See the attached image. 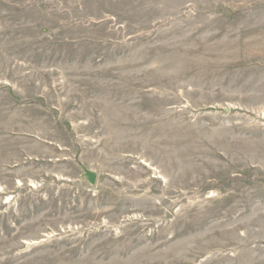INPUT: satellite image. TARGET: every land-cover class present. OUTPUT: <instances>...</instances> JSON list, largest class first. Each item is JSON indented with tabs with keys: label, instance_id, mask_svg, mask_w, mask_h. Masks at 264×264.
Segmentation results:
<instances>
[{
	"label": "rangeland",
	"instance_id": "obj_1",
	"mask_svg": "<svg viewBox=\"0 0 264 264\" xmlns=\"http://www.w3.org/2000/svg\"><path fill=\"white\" fill-rule=\"evenodd\" d=\"M0 264H264V0H0Z\"/></svg>",
	"mask_w": 264,
	"mask_h": 264
},
{
	"label": "water",
	"instance_id": "obj_2",
	"mask_svg": "<svg viewBox=\"0 0 264 264\" xmlns=\"http://www.w3.org/2000/svg\"><path fill=\"white\" fill-rule=\"evenodd\" d=\"M90 182L95 183V175L93 173L89 174Z\"/></svg>",
	"mask_w": 264,
	"mask_h": 264
}]
</instances>
